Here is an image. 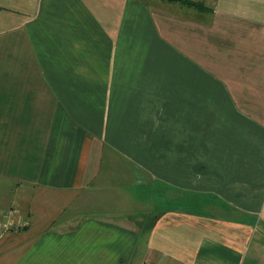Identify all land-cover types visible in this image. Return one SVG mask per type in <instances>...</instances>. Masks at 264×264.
Listing matches in <instances>:
<instances>
[{
	"label": "crops",
	"instance_id": "0c3cea01",
	"mask_svg": "<svg viewBox=\"0 0 264 264\" xmlns=\"http://www.w3.org/2000/svg\"><path fill=\"white\" fill-rule=\"evenodd\" d=\"M0 264H264V0H0Z\"/></svg>",
	"mask_w": 264,
	"mask_h": 264
},
{
	"label": "rangeland",
	"instance_id": "374dc122",
	"mask_svg": "<svg viewBox=\"0 0 264 264\" xmlns=\"http://www.w3.org/2000/svg\"><path fill=\"white\" fill-rule=\"evenodd\" d=\"M5 53H6V50H5ZM2 69H5V66H3ZM4 96H5V95H4Z\"/></svg>",
	"mask_w": 264,
	"mask_h": 264
}]
</instances>
